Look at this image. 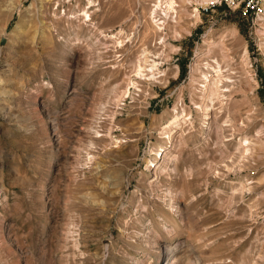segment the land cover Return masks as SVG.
Wrapping results in <instances>:
<instances>
[{"label":"rangeland","instance_id":"1","mask_svg":"<svg viewBox=\"0 0 264 264\" xmlns=\"http://www.w3.org/2000/svg\"><path fill=\"white\" fill-rule=\"evenodd\" d=\"M175 2L0 0V264H264V146L242 157L227 130L221 145L191 102L206 40L247 49L230 118L264 143V21ZM183 109L173 147L162 130ZM169 151L175 171L156 180Z\"/></svg>","mask_w":264,"mask_h":264},{"label":"bare ground","instance_id":"2","mask_svg":"<svg viewBox=\"0 0 264 264\" xmlns=\"http://www.w3.org/2000/svg\"><path fill=\"white\" fill-rule=\"evenodd\" d=\"M199 2H202V5L209 4L212 0H198ZM167 3V12L168 10L170 12H175V0H166ZM183 3L187 4V0H183ZM90 4H92V1H90ZM89 9V8H88ZM169 12V13H170ZM177 12V11H176ZM83 18H86V21L90 20V14L87 11H84ZM158 16L156 11L151 16L152 22L156 24L157 27H160L158 25ZM160 21V20H159ZM158 21V22H159ZM232 33V32H231ZM237 33L233 32L232 36H235ZM111 39H117V36H111ZM226 40L225 37L219 38V40L214 43L211 40L205 41V47L207 53H203L202 55L198 56V59L196 61V64L193 66V78L191 80V102L194 106V112L200 117V122L202 128H208V130L216 131V139L218 137L219 142L221 145H225L224 138L225 131L227 130L230 135L235 136L239 135L240 143L237 146V151L240 156H244L245 158H250L254 155L253 149L257 146L261 147L264 146L263 143V134L261 132H258L255 136H249L245 133V125L243 120H239L237 125L232 124V119L230 118L231 112L235 109V104L237 101H234V95L237 93L235 90V81L233 79V75L241 74L244 77L245 75V82L247 81L249 84L251 83V77L250 74V60H249V54L247 49L244 50L243 55L240 56L239 60H235L234 57H232V50H230L227 45L225 44ZM162 43H164V38ZM120 44H122L120 42ZM122 47V45H120ZM214 52L219 53V56L221 57V62L223 65L217 61L214 60L212 64H207L206 69L210 70L211 74H206L201 71V59L204 58V56L210 57V55ZM215 58V57H214ZM209 60V59H208ZM142 63V62H141ZM136 68V74L137 78L140 80H148L152 81V79H155L156 77V65H152L150 70H146L147 68L143 65H139ZM204 69V68H203ZM145 72L148 74L145 75ZM178 71L175 73V77H177ZM198 76V77H196ZM149 77L148 79H146ZM250 79V80H249ZM236 80V79H235ZM244 82V81H243ZM132 83V82H131ZM134 85V84H133ZM245 85V84H244ZM247 86V85H246ZM250 85H248L249 87ZM256 86V85H255ZM246 87V88H248ZM251 89V88H250ZM244 90V88H243ZM248 96V95H247ZM236 97V96H235ZM179 102L183 103V98L180 97ZM243 101V100H242ZM240 102V101H239ZM242 102H240L241 104ZM184 105V104H183ZM182 105V106H183ZM238 105V104H236ZM239 106V105H238ZM178 105L174 108V113L178 112ZM235 111L233 112V114ZM182 117L180 114L177 116L175 115L171 121L169 122L168 126L163 128L162 135H166L165 141L168 143H171V145L174 147H182L185 145V133L180 132V137L176 138L174 135H171V128H175L178 126L186 127L192 125V121L190 122V118H192V114L186 113V110L183 109ZM238 114V113H237ZM190 116V117H188ZM195 116V115H194ZM226 116V120L224 121V124L229 125L228 127H224L223 123H219L218 120L222 117ZM244 119V118H243ZM198 120V119H197ZM212 120V122H210ZM236 120V119H233ZM223 121V120H221ZM246 121V120H245ZM221 124V125H220ZM214 133V132H213ZM212 133V134H213ZM210 134V133H209ZM207 142V141H206ZM171 146V147H172ZM170 147V146H169ZM257 153V152H256ZM253 154V155H252ZM163 155V153H162ZM172 153L169 151V154L165 155V158L163 159L162 163L159 167H157L154 170V177L157 180L160 176L166 173L174 172L175 171V159L169 160L168 165H165L166 159L171 158ZM162 157V156H161ZM238 157V156H237ZM173 166V168H172ZM150 169V166H148ZM154 179V180H155ZM150 182V186L153 185L155 181ZM233 200V199H232ZM221 203V202H220ZM141 204V203H140ZM176 203H174V200L170 201V213H178V210L176 208ZM144 208V207H143ZM161 221H164V218L160 219ZM163 226V225H162ZM166 233H172L171 228H167ZM165 233V232H164ZM157 234V233H156ZM155 233H151L146 235L143 239L145 241L150 240H157L160 238V236L156 235ZM142 238V237H141Z\"/></svg>","mask_w":264,"mask_h":264},{"label":"built area","instance_id":"3","mask_svg":"<svg viewBox=\"0 0 264 264\" xmlns=\"http://www.w3.org/2000/svg\"><path fill=\"white\" fill-rule=\"evenodd\" d=\"M222 5L232 11H239L245 17L251 16L255 22L264 21V0H212L200 8L204 13H209Z\"/></svg>","mask_w":264,"mask_h":264}]
</instances>
